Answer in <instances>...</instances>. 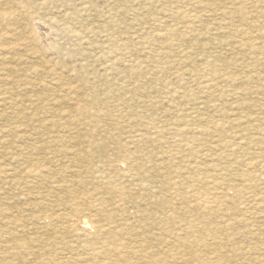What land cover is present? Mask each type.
Here are the masks:
<instances>
[{
	"label": "rangeland",
	"instance_id": "1",
	"mask_svg": "<svg viewBox=\"0 0 264 264\" xmlns=\"http://www.w3.org/2000/svg\"><path fill=\"white\" fill-rule=\"evenodd\" d=\"M71 263L264 264V0H0V264Z\"/></svg>",
	"mask_w": 264,
	"mask_h": 264
},
{
	"label": "bare ground",
	"instance_id": "2",
	"mask_svg": "<svg viewBox=\"0 0 264 264\" xmlns=\"http://www.w3.org/2000/svg\"><path fill=\"white\" fill-rule=\"evenodd\" d=\"M16 17V16H15ZM34 17V16H33ZM33 17H31V18H33ZM36 19V18H35ZM36 21V20H35ZM38 24V23H37ZM163 36V35H162ZM166 37H168V36H166ZM207 87V86H206ZM3 134V133H2ZM11 172V171H10ZM69 193H71L72 194V191H69ZM194 196V195H193ZM191 197H192V195H191ZM193 198V197H192ZM82 215V214H81ZM56 217H59L60 216V219H62L63 220V223L65 224L64 225V229L66 230V232H69V233H72V232H74L75 230H77V227L79 226V225H81L82 223H84V221H79L77 218H75V217H69V218H66V215L65 214H62V213H59V214H57V215H55ZM83 217V216H82ZM86 222H87V220H86ZM76 233V232H75ZM84 234V233H83ZM75 237H76V235H75ZM85 240V239H84ZM87 241V240H86ZM76 242H78V241H76ZM70 244H72V242L70 243ZM71 246V245H70ZM65 248H66V246H65ZM71 250V249H70ZM66 251H68V250H66ZM72 252V251H71ZM65 253V252H64ZM64 255V254H63ZM71 256V255H70ZM69 256V257H70ZM68 257V256H67ZM71 258H73V257H71ZM69 259V258H68ZM78 259V258H77ZM76 260V259H75ZM60 262V261H59ZM72 264V263H71Z\"/></svg>",
	"mask_w": 264,
	"mask_h": 264
}]
</instances>
